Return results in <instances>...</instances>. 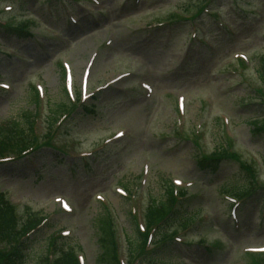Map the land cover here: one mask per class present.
Returning <instances> with one entry per match:
<instances>
[{
  "label": "rangeland",
  "instance_id": "374dc122",
  "mask_svg": "<svg viewBox=\"0 0 264 264\" xmlns=\"http://www.w3.org/2000/svg\"><path fill=\"white\" fill-rule=\"evenodd\" d=\"M24 19L36 24L30 37L0 27V143L10 151L2 156L20 152L4 123L19 119L29 130L33 85L41 84L39 134L33 131L39 147L0 165V195L18 213L31 206L50 216L25 264H45L50 243L56 258L70 248L85 264H99L94 220L102 203L119 220L127 238L122 262L131 264L139 245L134 216L142 224L169 181L189 196L179 223L197 214L176 238L192 245L153 251L136 264H264V255L246 252L264 246V132L253 131L255 118L264 117V0H0L1 24ZM65 61L77 92L88 78L87 105L50 133V110L68 104ZM222 147L232 158L214 167L200 162ZM249 183L257 192L237 205L235 222L236 193L224 188L243 191ZM120 186L131 189V202ZM60 197L72 212L61 208ZM54 232L69 239L56 241Z\"/></svg>",
  "mask_w": 264,
  "mask_h": 264
},
{
  "label": "trees",
  "instance_id": "16d2710c",
  "mask_svg": "<svg viewBox=\"0 0 264 264\" xmlns=\"http://www.w3.org/2000/svg\"><path fill=\"white\" fill-rule=\"evenodd\" d=\"M68 108H69V104L66 103L64 104L63 107L56 108V111H54V113L61 114L62 112L66 111ZM25 120L28 122L29 130H27L26 126H22L20 124L19 119L18 121L12 120L11 122H9L10 131L13 132L14 137L18 141L19 145H22L23 147L33 142V132H32L33 115L26 114ZM20 126L22 128H20ZM254 127L257 132L259 131V133L261 131H264V120L257 122ZM0 152H1V148H0ZM225 154H226L225 152H219L218 156H220L219 158H223L225 157ZM204 161L200 160V162L202 164H205L206 167H209V166L214 167L220 164V161H218L216 158L215 160L210 161V162L208 161L204 162ZM228 188L229 186H225V189L228 190ZM252 188H253V184L249 183L243 191L239 190V192H237V195L239 194L238 196H242L244 193H249L252 191ZM175 202H176L175 190L172 184L169 183L166 195L163 198L157 199L154 201V204L152 205L151 211H150L151 217L154 218V216L160 211H168L171 204ZM182 208L183 207L181 204V206L177 207V210L175 209L173 211L174 213H172L170 216V219L168 218V220L165 222L164 227L168 225H174L175 223L179 221L178 218L181 217L183 214ZM42 216H43L42 214L29 213L28 221L25 222L22 226H19L17 222H15L12 218L9 217V215H7L4 204L0 205V237H3V238L8 237L11 240H13V242L14 241L16 242L17 240H20V238L23 236V233H25V231H27L29 227L35 226L38 222H41ZM195 218H196L195 216L194 217L191 216V219L189 220L193 221V219ZM186 222L190 223V221H186ZM94 223H95L94 225L97 230V241L100 246L99 248L100 254H99V258L97 261L99 262V264H116V262L114 261V255H113V252H114L113 250L114 248V238H113L114 223L110 215L107 213V211L103 210L101 213V216L96 218L94 220ZM30 240H31L30 237H27L24 240V242L28 243ZM171 246L175 247L174 241H170L168 243L165 242L160 252H163L166 248L171 247ZM24 250H26V248L16 249V250H13L11 253H8L9 255H5L4 264H13L16 258H21L23 256ZM64 261H65L64 264H78L75 256H72V255H67V260H64ZM55 264H63V263L57 260Z\"/></svg>",
  "mask_w": 264,
  "mask_h": 264
},
{
  "label": "bare ground",
  "instance_id": "6f19581e",
  "mask_svg": "<svg viewBox=\"0 0 264 264\" xmlns=\"http://www.w3.org/2000/svg\"><path fill=\"white\" fill-rule=\"evenodd\" d=\"M80 197H82L80 194H79Z\"/></svg>",
  "mask_w": 264,
  "mask_h": 264
}]
</instances>
